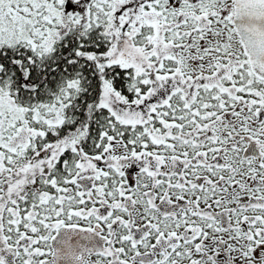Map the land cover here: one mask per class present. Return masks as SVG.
I'll return each mask as SVG.
<instances>
[{
    "label": "snow or ice",
    "instance_id": "snow-or-ice-1",
    "mask_svg": "<svg viewBox=\"0 0 264 264\" xmlns=\"http://www.w3.org/2000/svg\"><path fill=\"white\" fill-rule=\"evenodd\" d=\"M0 264H264V0H0Z\"/></svg>",
    "mask_w": 264,
    "mask_h": 264
}]
</instances>
